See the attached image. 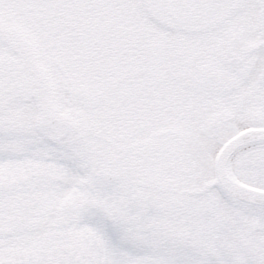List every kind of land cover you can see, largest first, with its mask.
<instances>
[{
  "label": "snow or ice",
  "instance_id": "1",
  "mask_svg": "<svg viewBox=\"0 0 264 264\" xmlns=\"http://www.w3.org/2000/svg\"><path fill=\"white\" fill-rule=\"evenodd\" d=\"M0 264H264V0H0Z\"/></svg>",
  "mask_w": 264,
  "mask_h": 264
}]
</instances>
